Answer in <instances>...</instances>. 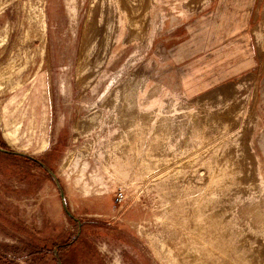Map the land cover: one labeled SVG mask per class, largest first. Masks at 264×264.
Wrapping results in <instances>:
<instances>
[{
  "label": "rangeland",
  "instance_id": "374dc122",
  "mask_svg": "<svg viewBox=\"0 0 264 264\" xmlns=\"http://www.w3.org/2000/svg\"><path fill=\"white\" fill-rule=\"evenodd\" d=\"M64 263L264 264V0H0V264Z\"/></svg>",
  "mask_w": 264,
  "mask_h": 264
},
{
  "label": "crops",
  "instance_id": "0c3cea01",
  "mask_svg": "<svg viewBox=\"0 0 264 264\" xmlns=\"http://www.w3.org/2000/svg\"><path fill=\"white\" fill-rule=\"evenodd\" d=\"M251 5H255V0H247ZM250 13V12H249ZM249 15V14H248Z\"/></svg>",
  "mask_w": 264,
  "mask_h": 264
},
{
  "label": "trees",
  "instance_id": "16d2710c",
  "mask_svg": "<svg viewBox=\"0 0 264 264\" xmlns=\"http://www.w3.org/2000/svg\"><path fill=\"white\" fill-rule=\"evenodd\" d=\"M64 264H67V263H64Z\"/></svg>",
  "mask_w": 264,
  "mask_h": 264
}]
</instances>
